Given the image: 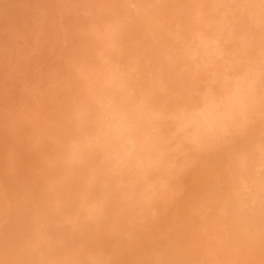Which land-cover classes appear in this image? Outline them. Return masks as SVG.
Instances as JSON below:
<instances>
[{
    "label": "clouds",
    "instance_id": "9594fccd",
    "mask_svg": "<svg viewBox=\"0 0 264 264\" xmlns=\"http://www.w3.org/2000/svg\"><path fill=\"white\" fill-rule=\"evenodd\" d=\"M126 17L125 9L89 18L76 37L81 50L50 67L61 82L58 104L38 112L26 133L36 140L18 170L14 205L0 209V253L8 257L0 264H130L125 240L158 211L187 203L203 163L214 162L220 181L241 148L242 117L264 121V58L251 69L255 86L246 87L248 65L229 67V53L188 15L161 38L159 67L173 86L156 89L120 51ZM160 124L175 130L190 157L166 169L171 199L162 209L145 187L165 168L154 138ZM251 198L264 210V178Z\"/></svg>",
    "mask_w": 264,
    "mask_h": 264
},
{
    "label": "rangeland",
    "instance_id": "374dc122",
    "mask_svg": "<svg viewBox=\"0 0 264 264\" xmlns=\"http://www.w3.org/2000/svg\"><path fill=\"white\" fill-rule=\"evenodd\" d=\"M262 0H0V209L11 210L20 189L18 170L35 143L34 117L55 109L61 82L50 67L68 50H81L76 39L91 17L126 9L120 51L129 68L143 69L156 89L172 87L159 67L161 38L170 25L191 15L206 35L226 51L229 67L246 64L245 86L254 85L251 69L264 58ZM205 46L209 45L205 42ZM231 74V73H230ZM39 85V86H38ZM179 87V81L175 84ZM241 119V145L231 169L217 183L214 162L203 163L193 181L191 199L158 211L145 230L127 238L130 264H264V210L251 192L264 178V121ZM165 165L148 176L147 195L171 199L166 169L189 162L174 129L160 124L154 133ZM159 167V165H155ZM8 257L0 253V262Z\"/></svg>",
    "mask_w": 264,
    "mask_h": 264
}]
</instances>
